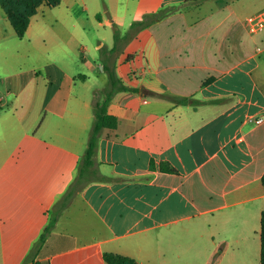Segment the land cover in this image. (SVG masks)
<instances>
[{
  "label": "crops",
  "instance_id": "obj_1",
  "mask_svg": "<svg viewBox=\"0 0 264 264\" xmlns=\"http://www.w3.org/2000/svg\"><path fill=\"white\" fill-rule=\"evenodd\" d=\"M239 1L43 3L23 38L0 3V264H110L106 252L149 264H261L264 30L252 33L246 19L264 7ZM160 10L118 52L79 56L96 27L114 30L95 44L109 50L115 31ZM108 58L129 89L109 103L118 125L100 135L98 173L64 206Z\"/></svg>",
  "mask_w": 264,
  "mask_h": 264
},
{
  "label": "trees",
  "instance_id": "obj_2",
  "mask_svg": "<svg viewBox=\"0 0 264 264\" xmlns=\"http://www.w3.org/2000/svg\"><path fill=\"white\" fill-rule=\"evenodd\" d=\"M61 0H0L3 8L5 9L16 33L20 38H23L28 30L32 16H34L41 4L45 3L49 6H56L60 4ZM166 16V12L163 10L148 13L140 19H136L131 24L130 28L124 34H121L119 31H115V45L111 49H101V55L109 52L114 54L118 52L120 44L128 42L129 40L136 37L142 30L148 28L153 23L162 19ZM104 70L107 72L109 80L106 88L103 92V98L98 100L95 103V114L96 120L92 129L89 147L86 152V156L82 160L80 165V175L70 186V189L66 193V200L63 202L64 206H67V199L72 196L79 184H82L86 177V173L89 170H93L95 173H98V168H94L96 165L94 155L96 153V148L100 135L102 134L103 129L105 128H116L118 125V118L108 111L109 103L113 98L114 94L119 90L129 89L128 86L124 84L122 79L116 72L115 67L111 64L110 59H104ZM160 96H165L174 99L178 103H192L197 105L201 103V100L195 98H185V97H175L168 94H161ZM90 180V179H87ZM88 182V181H87ZM263 184H264V175H263ZM61 204V203H60ZM62 205V204H61ZM62 208V206L60 207ZM59 208V209H60ZM59 212V211H58ZM54 226V222L50 223L45 229L41 238L36 244V247H39L45 243L49 233L51 232ZM105 260L110 264H149V263H139L135 259L129 256L106 252L104 254ZM261 264H264V211L262 212L261 217Z\"/></svg>",
  "mask_w": 264,
  "mask_h": 264
},
{
  "label": "rangeland",
  "instance_id": "obj_3",
  "mask_svg": "<svg viewBox=\"0 0 264 264\" xmlns=\"http://www.w3.org/2000/svg\"><path fill=\"white\" fill-rule=\"evenodd\" d=\"M243 0H240L239 1V3L240 2H242ZM238 3V2H237ZM248 3L249 4H256L257 6H261V7H264V0H248ZM113 32H114V30H112V29H108L107 31L102 27V28H99V27H96V29L95 30H93L92 32H91V41H94V44H92L91 45V48H90V50H83L82 51V49H80V51L78 52V54H79V56L80 57H83V56H86V57H88V58H90V60H92L93 61V63L94 62H98V60L97 59H94V54L95 55H97L98 54V57H99V55L101 54V50L99 51V50H97V49H95V44H96V42L99 40V38H101L100 37V34L101 35H105V34H107V35H109V37L112 39V35H113ZM28 41H30L29 39H28ZM54 41H62L61 39H59L58 37H56V40H54ZM88 70H90L89 68H87ZM95 72V74L96 75H98V76H100V81H104L105 79H107L108 78V80H109V77H104V74L101 72V71H98L97 69L94 71ZM97 86H95L94 87V89L96 88ZM259 264V263H258Z\"/></svg>",
  "mask_w": 264,
  "mask_h": 264
},
{
  "label": "built area",
  "instance_id": "obj_4",
  "mask_svg": "<svg viewBox=\"0 0 264 264\" xmlns=\"http://www.w3.org/2000/svg\"><path fill=\"white\" fill-rule=\"evenodd\" d=\"M246 22L249 30L252 33L264 30V8L256 14L249 15L246 19ZM257 50L261 53H264V45L259 46ZM0 100H2V97H0ZM257 121L261 122L263 121V118H259Z\"/></svg>",
  "mask_w": 264,
  "mask_h": 264
}]
</instances>
